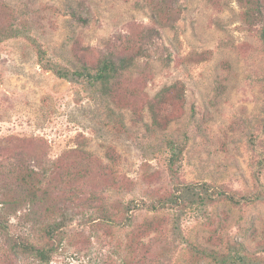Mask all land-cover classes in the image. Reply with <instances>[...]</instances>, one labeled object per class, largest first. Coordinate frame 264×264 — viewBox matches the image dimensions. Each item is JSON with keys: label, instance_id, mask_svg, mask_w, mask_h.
I'll return each mask as SVG.
<instances>
[{"label": "rangeland", "instance_id": "obj_1", "mask_svg": "<svg viewBox=\"0 0 264 264\" xmlns=\"http://www.w3.org/2000/svg\"><path fill=\"white\" fill-rule=\"evenodd\" d=\"M242 12L237 0H0V22L26 16L62 67L138 56L108 91L59 78L26 38L0 44V184L36 168L54 206L19 212L11 235L35 240L38 220L64 213L50 264H217L194 245H241L264 264V45ZM168 140L183 149L175 176ZM178 191L179 208L152 210Z\"/></svg>", "mask_w": 264, "mask_h": 264}, {"label": "trees", "instance_id": "obj_2", "mask_svg": "<svg viewBox=\"0 0 264 264\" xmlns=\"http://www.w3.org/2000/svg\"><path fill=\"white\" fill-rule=\"evenodd\" d=\"M243 8L242 16L245 24L249 26H259V37L264 45V0H237ZM6 18L0 22V44L7 40L26 38L35 47L39 62H42L47 70L53 71L59 78L69 82L88 84L91 88L102 85L105 90H110L112 83L117 80L120 73L131 67L138 56L120 57L117 54H110L105 56L94 72H91L89 67H84L83 71L71 70L60 66L57 62L49 58L47 50H45L38 40L32 35L28 18L21 15L20 18L13 17ZM24 21V23H22ZM119 63H118V62ZM172 91H178L174 87ZM170 91H164L159 94L157 98H165ZM178 93V92H177ZM177 99H181L179 94H176ZM152 111L154 105L151 104ZM157 118V115H156ZM167 147L170 151L168 160V168L175 176V171L178 168L183 149L173 140L167 141ZM45 175H42L36 168L21 165L19 171L11 183L0 184V253L6 256L14 255L31 256L39 264H50L54 254L57 251V243L60 242V236L65 223L67 221V214H62L58 220L52 222L37 221L34 224L37 237L35 240L29 235H22L14 237L11 235L10 219L18 217L19 212L31 210L35 206L42 204L47 212L54 210L53 203H51V196L48 189L42 188L45 183ZM188 192L191 190L187 189ZM178 194L172 195L169 199L159 201L157 204H152V210L161 212L166 210H175L179 208L187 198L186 193L178 191ZM197 197L192 192L191 198ZM146 205L145 202L131 201L127 204L128 212L133 208L141 209ZM35 215L36 212L31 211L26 215ZM105 220L113 221L112 218L106 217ZM126 221L131 223L132 219L126 218ZM153 221L148 220L146 224V231L153 225ZM173 233L178 234V220L173 223ZM133 235V234H132ZM133 245H135V238H132ZM195 252L199 255H204L213 259L217 264H259V260H253L248 253L244 252L241 245L228 248L226 253L210 251L207 249H200L198 246H192Z\"/></svg>", "mask_w": 264, "mask_h": 264}]
</instances>
